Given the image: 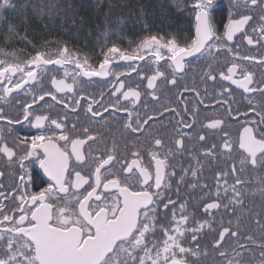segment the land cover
<instances>
[{
  "label": "snow or ice",
  "instance_id": "1",
  "mask_svg": "<svg viewBox=\"0 0 264 264\" xmlns=\"http://www.w3.org/2000/svg\"><path fill=\"white\" fill-rule=\"evenodd\" d=\"M184 4L194 20L191 35L152 33L146 27V35L122 47L118 40L109 43L106 28L99 57L90 62L87 54L82 57L80 49L60 39L45 37L37 45L27 32L21 36L4 13L25 12L29 4L0 0V41L31 45L27 54L6 53L12 59H0V100L19 98L15 113L0 107V122L10 131L24 123L37 130L9 142L0 128V156L17 172L11 187L0 183V264H200L209 255L212 264H264V78L257 82L248 66H264V56L241 54L233 43L239 33L247 45L264 48V0H245L244 7L252 11L230 17L222 32L212 17L213 0ZM221 56L223 63L218 62ZM209 57L202 79L227 82L210 98L212 110L220 105L224 115L202 117L209 107L203 100L195 107L180 101L173 107L160 99L161 84L168 91L183 89L180 100L184 93L201 96L195 86L181 85L179 77L194 61ZM162 60L171 73L160 71ZM133 73L139 80L129 82ZM93 78L111 85L107 96L88 93ZM236 90L247 99V111L231 107ZM254 96L261 98L259 104ZM46 97L66 111L53 118L47 110L55 105ZM143 97L150 98L152 107ZM80 111L105 125L126 114L121 127L132 138L131 146L126 143L123 153L117 143L93 148L101 139L95 130L69 119ZM165 114L175 123L163 125ZM226 118L245 120L236 140ZM208 132L220 133L219 142ZM185 153L187 159H179ZM222 157L228 159L211 169L210 180L205 178L207 165ZM32 163L46 177L38 188L27 167ZM257 193L259 206L246 205ZM245 207L246 220L225 221ZM253 230L260 233L259 241L246 235Z\"/></svg>",
  "mask_w": 264,
  "mask_h": 264
},
{
  "label": "flooded vegetation",
  "instance_id": "2",
  "mask_svg": "<svg viewBox=\"0 0 264 264\" xmlns=\"http://www.w3.org/2000/svg\"><path fill=\"white\" fill-rule=\"evenodd\" d=\"M244 4H245V0H213L212 17L216 24V27L222 32L223 25L228 22V19L230 17H235L237 13H247V12L252 11L250 5L248 8H245ZM180 7L181 8L179 10V13H182L183 18H185L186 20V29L183 32H178V33L180 34V36L184 37V36H188L194 33V20H193L192 14L189 13L187 8L185 7L184 0H180ZM248 32L251 33V28H248ZM167 33H172V32L169 31ZM135 41H138V40H135ZM233 43L236 45V47L238 48L241 54L246 52L249 55H253V56H264V48H261L259 45H255V46L247 45V41L239 33L237 34V37L235 38ZM132 46L135 47V44H133ZM122 47H128V45L122 46ZM165 55H166V51H165ZM89 57H90V62H95L98 59V58H94L91 56ZM0 59H3V58L0 57ZM225 59L226 58L223 56L218 57V62L223 63ZM8 60H11V59H8ZM210 60H211V57H209V59L205 60L204 62L194 61L190 66H188L189 70L187 71V73L179 77V82L181 85L195 86L202 93L201 96L197 97L195 96L194 93H184L183 100H180L179 93H181L183 89H172L171 91H168V86L161 84L159 85V87L164 89V91H163V95L160 96V99L164 103H171L173 107L176 106L177 101H180L181 104H188V107H195L197 106L198 101L203 100L205 104L209 105V107L206 113L204 111L201 112L202 117L205 114H207L208 116H215L217 114L224 115L225 108L221 107L220 105H215V111L212 110V105L215 102L211 101L210 98L213 95H218V93L221 92L222 89L227 86V82H225L224 84H221L219 80H217V82L214 84L212 81L204 82V80L202 79L203 74L209 71L208 64ZM120 63L123 64V62H120ZM138 63L143 64V62H138ZM149 63L153 64L152 71H155L156 65L154 64V61H149ZM160 65H163V67H160V71L171 73L172 70L171 68L168 67V64L165 63V61L163 60L160 61ZM248 66L255 73V79L257 82H259L260 79L264 78V66L258 67L255 63H249ZM213 67H215V64L213 65ZM115 70L124 71L125 69L118 68ZM59 75H62V73H60ZM93 80L96 82L87 86L88 93L95 94L97 95L98 98H99L100 92H103L105 96H107L108 89L111 87V85L110 84L105 85L104 83L99 82V78H93ZM138 80H139V77H137L136 74L133 73L132 81H129V82L138 81ZM234 87L235 86H233V88ZM205 90H207V97L203 95L205 93ZM18 99L19 98H10V99H7L6 101L0 100V107H3L6 112L15 113L16 111H18V109L16 108ZM45 99L48 103L55 105L52 109L47 110L49 114L53 116V118H56L55 116L56 113L63 114V112L66 111L63 108V105H56L55 101H52L50 97H46ZM143 99L146 102H148L149 107H152L150 98L143 97ZM234 99L236 103H233L231 105L233 109L240 108L241 112L247 111V109L244 107V105L247 104V99L245 98V96L241 95L239 90H236L234 92ZM251 99L253 100L255 104H259L261 102V98L259 96L251 97ZM104 102L108 103V100L105 99ZM40 103H44V102H40ZM156 107H159V105H156ZM199 107L201 109H204V104H200ZM36 110L40 111L38 107L36 108ZM124 115L126 114L121 113L117 115L115 119H113L111 123L108 125H105L103 122L97 123L95 121H90L86 119V113L84 111H80L78 116L75 113H72L69 116V119L73 122H78L81 125L90 126L95 130V134L98 136V138H101V139H100L99 145H93V148H96L98 146L102 147L105 144H107L109 148H111L113 143H117L118 147L120 148L121 153H123L125 151V144L127 143L128 146H131L132 144V138L128 137V134L124 132L123 128L121 127V117H123ZM190 115L191 114L189 113V116ZM249 118L255 119V117L253 116L251 112H249ZM170 120L173 123H175V117L169 114H165V118L162 120V124L167 126ZM244 124H245L244 119H240L239 122H236L233 119L226 118V128L231 135V139L236 140L238 138V134L240 131H242V125ZM159 127H160V124L153 125L154 129L159 128ZM0 128L4 129L3 134L4 136H6L9 142H11L14 138H17V137L22 138L25 135L30 136V135L37 134V130L29 127L27 123H24L23 125L17 124L10 131L9 126H7L5 122H0ZM196 130L197 131L200 130L199 125L196 126ZM77 131H79V129ZM207 135L209 139H212V137L215 135V142H219L221 134L220 133L214 134L212 132H208ZM125 137H127V140L125 139ZM140 140L141 142H143V137H140ZM192 146H193L192 144L187 145L188 148H192ZM237 156L238 154L234 152L232 158L237 159ZM179 159L186 160L187 153H185L183 158H179ZM226 159L228 158L222 157L220 161H214L211 165H207V168L205 169V172H204L205 178L210 180L211 175H212L211 169L214 168L217 163H220L222 165L224 163V160ZM118 166L119 165H117V167ZM27 167L29 169L30 174L33 176L36 188L40 187L42 184V181L46 179V177L43 174V171L39 168L38 164H35V163L28 164ZM0 171L4 172V175L0 176V183L4 185L5 189L11 187L14 182H17L16 181V176H17L16 168L13 165L9 164L6 158L2 156H0ZM181 194L186 195V193H183V192ZM245 204L248 206H252L253 204H255L256 206H259L260 204L259 194L257 193L255 197L250 196L249 199L245 201ZM247 211H248L247 207L242 208V209L238 208L236 210V215L231 216V217L225 216V221H227L229 218L233 220V224H235L238 219L240 221H244L246 220ZM242 227H243V224H242ZM252 234H254L257 238V241H259L260 233L253 230L252 232H248L246 235H252ZM210 239L211 237L207 238V240H210ZM207 240L203 241L202 244L206 245ZM208 251L211 252L210 249ZM257 255H258V252H257ZM191 259H196V258L192 257ZM212 259H213L212 255H209L207 259H202L200 261V264H212Z\"/></svg>",
  "mask_w": 264,
  "mask_h": 264
},
{
  "label": "trees",
  "instance_id": "3",
  "mask_svg": "<svg viewBox=\"0 0 264 264\" xmlns=\"http://www.w3.org/2000/svg\"><path fill=\"white\" fill-rule=\"evenodd\" d=\"M28 3L25 12L8 10L5 17L18 25L21 36L27 35L39 45L45 37L60 39L81 50V56L98 58L105 43L106 28L111 31L109 43L121 46L152 33H178L186 29V20L179 13L180 0H20ZM33 5L36 6L35 9ZM56 5V7H53ZM66 13L71 14L69 18ZM169 27V28H168ZM0 57L6 53L27 54L31 45L18 39L7 44L0 41ZM23 49V53L20 50ZM95 54V55H94Z\"/></svg>",
  "mask_w": 264,
  "mask_h": 264
}]
</instances>
